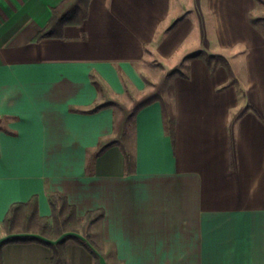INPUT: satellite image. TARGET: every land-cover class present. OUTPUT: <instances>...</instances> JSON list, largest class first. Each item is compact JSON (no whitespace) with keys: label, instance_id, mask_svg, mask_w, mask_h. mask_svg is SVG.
Masks as SVG:
<instances>
[{"label":"crops","instance_id":"1","mask_svg":"<svg viewBox=\"0 0 264 264\" xmlns=\"http://www.w3.org/2000/svg\"><path fill=\"white\" fill-rule=\"evenodd\" d=\"M61 1L0 0V221L34 194L49 215L47 194L61 191L79 215L104 209L91 228L98 263L68 240L62 264H264V29L250 21L264 4L90 0L83 23L33 41ZM201 50L223 56L240 88L222 63L186 58ZM151 62L164 68L156 79L180 63L188 76L170 79L173 137L159 101L137 112L126 173L117 145L93 158L113 110H91L103 100L91 74L123 100L144 92ZM2 253L3 264H51L36 241Z\"/></svg>","mask_w":264,"mask_h":264},{"label":"trees","instance_id":"2","mask_svg":"<svg viewBox=\"0 0 264 264\" xmlns=\"http://www.w3.org/2000/svg\"><path fill=\"white\" fill-rule=\"evenodd\" d=\"M257 1L264 4V0ZM89 2L90 0H62L52 7L48 22L35 34L33 41L47 37H62L66 25L83 23L88 15ZM250 21L254 25H258L259 22L264 21V14L259 16L251 14ZM193 56L202 57L210 66L222 63L230 74L227 85L236 83L240 88L239 80L232 74L228 62L223 56L209 54L201 50L187 55L186 58ZM174 75L187 77L188 66L184 63L174 65L167 69L159 79L143 75L144 92L139 96H133L129 93L132 97L127 103L122 99L111 97L107 84L95 73L91 74L92 83L103 99L91 110L107 106L113 110L112 132L99 138L93 158L107 147L117 145L124 156L125 172L135 171V116L142 107L156 100L161 104L164 128L173 137L175 109L174 90L170 79ZM124 81L126 85L127 80L124 79ZM2 121L3 117H0V129L4 128ZM47 199L50 206L49 215L39 214L38 196L36 194L26 201L11 203L0 221V264H3L2 247L4 244L28 241H36L46 245L51 252V264H62L65 261V247L68 240L83 245L92 253L98 263L99 256L92 248L91 228L101 221L104 216V209L101 207L89 209L83 215H79L76 206L69 201L67 194L61 191H49Z\"/></svg>","mask_w":264,"mask_h":264},{"label":"rangeland","instance_id":"3","mask_svg":"<svg viewBox=\"0 0 264 264\" xmlns=\"http://www.w3.org/2000/svg\"><path fill=\"white\" fill-rule=\"evenodd\" d=\"M258 10H260V11H264V6L263 5H261V7H259V9ZM256 14H257V12H256ZM258 26H260L262 29H264V22H259L258 23ZM229 59V58H228ZM142 67V69H143V71L145 72V73H147V74H149V75H151L152 77H153V79H156V78H158L161 74H162V71H164V68L162 67H160V66H156L154 63H147V65H142L141 66ZM130 97H132V96H127V95H125V96H123V100L125 101V102H129L130 101ZM98 237V236H97ZM92 240H93V244H92V248L97 252V254H98V256L100 257L102 254V252H101V249H100V247H99V243L97 242V239L96 238H94V237H92Z\"/></svg>","mask_w":264,"mask_h":264}]
</instances>
